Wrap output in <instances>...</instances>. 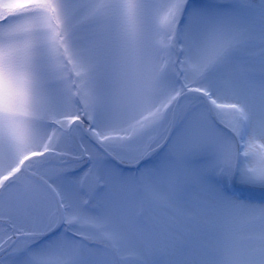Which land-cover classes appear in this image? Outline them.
<instances>
[{
  "label": "snow or ice",
  "instance_id": "snow-or-ice-1",
  "mask_svg": "<svg viewBox=\"0 0 264 264\" xmlns=\"http://www.w3.org/2000/svg\"><path fill=\"white\" fill-rule=\"evenodd\" d=\"M0 264H264V0H0Z\"/></svg>",
  "mask_w": 264,
  "mask_h": 264
},
{
  "label": "rangeland",
  "instance_id": "rangeland-1",
  "mask_svg": "<svg viewBox=\"0 0 264 264\" xmlns=\"http://www.w3.org/2000/svg\"><path fill=\"white\" fill-rule=\"evenodd\" d=\"M223 2H227V3H232V2H236V0H223ZM239 2L241 3H258V0H246L243 1V0H239ZM253 52L258 56L259 55V52H260V48L259 47H256L253 49ZM241 70H246L245 68H241Z\"/></svg>",
  "mask_w": 264,
  "mask_h": 264
},
{
  "label": "trees",
  "instance_id": "trees-1",
  "mask_svg": "<svg viewBox=\"0 0 264 264\" xmlns=\"http://www.w3.org/2000/svg\"><path fill=\"white\" fill-rule=\"evenodd\" d=\"M243 1H245V2H246V0H243Z\"/></svg>",
  "mask_w": 264,
  "mask_h": 264
}]
</instances>
